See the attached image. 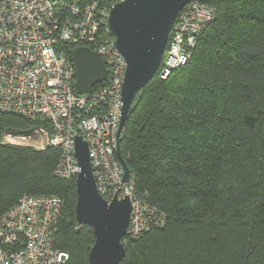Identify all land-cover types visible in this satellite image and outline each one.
Returning a JSON list of instances; mask_svg holds the SVG:
<instances>
[{"label":"trees","instance_id":"obj_1","mask_svg":"<svg viewBox=\"0 0 264 264\" xmlns=\"http://www.w3.org/2000/svg\"><path fill=\"white\" fill-rule=\"evenodd\" d=\"M198 1L214 20L186 65L142 88L121 132L135 195L166 218L127 239L121 264H264V0ZM39 125L0 112V216L25 194L62 197L54 247L89 264L93 231L76 221L75 180L54 175L59 149L2 140Z\"/></svg>","mask_w":264,"mask_h":264},{"label":"built area","instance_id":"obj_2","mask_svg":"<svg viewBox=\"0 0 264 264\" xmlns=\"http://www.w3.org/2000/svg\"><path fill=\"white\" fill-rule=\"evenodd\" d=\"M121 1L0 0V112L44 121L31 134L6 138L30 141L37 147L25 146L37 150L58 148L54 175L60 180H76L74 139L79 136L87 143L99 195L108 203L114 197L130 200L124 247L128 238L163 227L166 218L135 195L131 178L122 181L117 148L126 63L104 38L110 8ZM215 16L214 6L198 0L180 10L158 68L161 80L187 64L199 35ZM68 45L97 52L107 69V78L87 94L75 91ZM63 208L64 199L57 195H22L0 216V264H69V254L54 247Z\"/></svg>","mask_w":264,"mask_h":264},{"label":"water","instance_id":"obj_3","mask_svg":"<svg viewBox=\"0 0 264 264\" xmlns=\"http://www.w3.org/2000/svg\"><path fill=\"white\" fill-rule=\"evenodd\" d=\"M191 0H124L115 3L106 21L112 46L123 56L126 69L121 87V117L118 136L122 132L130 107L142 88L156 74L169 33L180 10ZM75 65L74 88L87 94L107 78V69L99 54L88 47H76L72 53ZM74 155L79 172L75 180V218L78 224L92 228L94 244L88 253L89 264H121L125 256L122 244L129 225V198L114 197L110 203L98 193L88 157V145L81 137L74 139ZM124 167L123 182L131 174Z\"/></svg>","mask_w":264,"mask_h":264},{"label":"rangeland","instance_id":"obj_4","mask_svg":"<svg viewBox=\"0 0 264 264\" xmlns=\"http://www.w3.org/2000/svg\"><path fill=\"white\" fill-rule=\"evenodd\" d=\"M2 140L4 141V143H9V144H14V145H23V146H25V145L28 144V145L34 146L35 148L37 147L35 143H31L30 141L28 142V141H26L24 139H10V138L7 139L6 138V135H4V137L2 138Z\"/></svg>","mask_w":264,"mask_h":264}]
</instances>
